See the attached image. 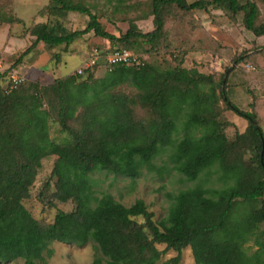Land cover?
Here are the masks:
<instances>
[{
	"label": "trees",
	"instance_id": "1",
	"mask_svg": "<svg viewBox=\"0 0 264 264\" xmlns=\"http://www.w3.org/2000/svg\"><path fill=\"white\" fill-rule=\"evenodd\" d=\"M151 3L153 30L144 32L132 23L117 36L106 30L89 0H50L44 13L47 21L29 28L34 40L11 68L32 57L39 44L68 49L90 33L121 46L117 49L134 51L140 43L149 45L143 51L156 49L165 35L166 10L173 5L193 11L227 3L235 13L246 12L248 30L264 35L254 1ZM70 13L89 17L86 27L71 30L56 23ZM54 57L60 61L61 54L55 52ZM137 58V63L117 64L100 78L95 77V65L48 85L30 79L9 92L0 79V264L18 258L24 264H45L54 254L50 248L54 241L78 246L95 242L100 255L94 264H158L167 249L178 251L171 264H179L187 247L196 264H264V232L260 231L264 224V130L256 113L231 101L228 79L217 81L183 62L162 68ZM246 59L243 54L234 62ZM220 101L249 122L247 130L234 139L226 133L229 121L221 119ZM136 106L150 110L152 119H136ZM52 123H59L66 133L61 142L51 136ZM181 129L184 135L179 138ZM244 146L255 150V165L244 160ZM168 148L173 168L188 181L216 168L224 185L205 188L199 184L169 193L172 203L160 222L154 220L144 200L125 206L110 193L96 195L92 174L107 171L137 178L145 168L155 170L154 160ZM50 156L57 159L46 186L56 179L54 198L72 201L76 207L60 209L52 223L41 224L23 201L30 198L43 160ZM138 217L146 222L139 223ZM252 240L259 247L249 254L245 245ZM160 244L166 245L164 251L157 247Z\"/></svg>",
	"mask_w": 264,
	"mask_h": 264
},
{
	"label": "rangeland",
	"instance_id": "2",
	"mask_svg": "<svg viewBox=\"0 0 264 264\" xmlns=\"http://www.w3.org/2000/svg\"><path fill=\"white\" fill-rule=\"evenodd\" d=\"M248 1L258 4L259 23H264V2L240 0L242 4ZM49 2L50 0H0V61L5 67H12L18 57L32 44L34 38L29 34V28L36 23L47 21V15L44 13ZM119 2H122L120 6ZM90 3L92 6L95 4L93 11L99 16L106 30L117 36L125 33L132 23H136L144 32L155 28L151 0H89V5ZM245 16V11L235 13L227 3H222L220 8L210 6L208 10L193 11H185L175 5L169 6L165 13V35L156 49L141 50L143 47L149 48L145 43H140L134 51L124 49L131 53L133 51L135 57L138 56L141 60L162 68H171L183 62V66L197 68L205 75H213L217 81L228 79L226 88L229 90L231 101L243 110L255 112L264 130V35L257 36L248 30L244 23ZM17 19L23 22H13ZM88 20L89 17L83 14L70 13L68 16L58 18L56 23L61 22L71 30H78L84 29ZM119 47L121 46L114 47L110 41L90 33L79 38L68 49L64 46L53 49L39 44L34 55L26 58L16 68L27 77L26 83L32 79L41 85L51 84L58 77L95 65V77L100 78L108 70L106 53L109 54ZM55 52L61 54L60 61L55 59ZM41 54H48V61L43 63L42 69L36 70L31 63ZM96 54L101 56L98 63L92 65L91 59L96 57ZM243 54L247 55V59L235 64L234 59ZM26 69H29L28 73ZM124 90L130 94L134 93L130 88ZM219 107L222 112L221 119L229 121L226 133L230 139H234L237 133H244L247 130L249 122L245 117L229 110L223 101H220ZM135 116L138 120L144 119L149 122L152 119V112L136 106ZM73 124L81 126L80 122ZM195 133L200 134L199 130ZM183 135L181 129L178 137L181 138ZM51 136L61 142L66 133L61 130L59 123H52ZM170 152L171 148H168L154 160L155 170L149 171L145 168L141 175L134 179L107 171L92 174L96 181V195L101 197L103 193H110L125 206H131L140 199L144 200L149 210L154 213V220L160 222L167 217L172 203L169 193L176 194L182 189L199 184L205 188H221L224 185L216 168L206 170L196 181H188L173 168L169 159ZM241 152L248 165L256 164L254 149L244 146ZM56 159L57 156H50L43 160L36 181L31 187L30 198L23 201L41 224L52 223L60 209L71 211L76 207L72 201L62 203L54 198L56 179H51L50 186H46ZM137 220L139 223L146 222L143 217H138ZM260 231L264 232V224L261 225ZM157 247L162 251L166 249L165 244ZM245 247L249 254H253L259 246L252 240ZM50 248L54 250V254L47 257L45 264H94V260L100 255L95 242L78 246L54 241ZM178 254L174 249H167L158 264H171L172 259ZM24 262L23 258H18L4 264ZM179 264H196L190 247L182 251Z\"/></svg>",
	"mask_w": 264,
	"mask_h": 264
},
{
	"label": "built area",
	"instance_id": "3",
	"mask_svg": "<svg viewBox=\"0 0 264 264\" xmlns=\"http://www.w3.org/2000/svg\"><path fill=\"white\" fill-rule=\"evenodd\" d=\"M101 54H96V57L91 59V64L95 65L98 63L99 57ZM106 62L108 65V69L112 70L117 64L120 63H137L138 58L135 57L129 50L127 49H115L113 52L106 53ZM82 73L83 70L80 69L78 71ZM0 79L2 81L3 88L9 92L11 89L16 88L20 84L26 82L27 77L24 74H21L17 68L12 69L10 66L5 67L2 61H0Z\"/></svg>",
	"mask_w": 264,
	"mask_h": 264
},
{
	"label": "crops",
	"instance_id": "4",
	"mask_svg": "<svg viewBox=\"0 0 264 264\" xmlns=\"http://www.w3.org/2000/svg\"><path fill=\"white\" fill-rule=\"evenodd\" d=\"M39 48H41V47H39ZM47 56H48V54H41L31 64L34 65L36 70L42 69V66L44 65L43 63H46L48 61ZM28 70L26 69L27 73H28ZM30 73H31V71H30ZM29 78H31V74L29 75Z\"/></svg>",
	"mask_w": 264,
	"mask_h": 264
}]
</instances>
